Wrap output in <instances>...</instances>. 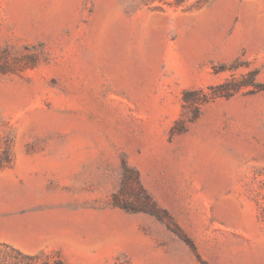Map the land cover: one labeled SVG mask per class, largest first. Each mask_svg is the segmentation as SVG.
Instances as JSON below:
<instances>
[{"label": "rangeland", "instance_id": "obj_1", "mask_svg": "<svg viewBox=\"0 0 264 264\" xmlns=\"http://www.w3.org/2000/svg\"><path fill=\"white\" fill-rule=\"evenodd\" d=\"M262 97L264 0H0V264H264Z\"/></svg>", "mask_w": 264, "mask_h": 264}, {"label": "bare ground", "instance_id": "obj_2", "mask_svg": "<svg viewBox=\"0 0 264 264\" xmlns=\"http://www.w3.org/2000/svg\"><path fill=\"white\" fill-rule=\"evenodd\" d=\"M256 99H260V98H256ZM24 216H28V215H24ZM24 216H19V217H13V218H20V217H24ZM8 219H11V218H8ZM8 219H5V220H1V221H0V223H2V222H4V221H6V220H8Z\"/></svg>", "mask_w": 264, "mask_h": 264}, {"label": "trees", "instance_id": "obj_3", "mask_svg": "<svg viewBox=\"0 0 264 264\" xmlns=\"http://www.w3.org/2000/svg\"><path fill=\"white\" fill-rule=\"evenodd\" d=\"M55 264H63L62 261L58 260L55 262Z\"/></svg>", "mask_w": 264, "mask_h": 264}, {"label": "water", "instance_id": "obj_4", "mask_svg": "<svg viewBox=\"0 0 264 264\" xmlns=\"http://www.w3.org/2000/svg\"><path fill=\"white\" fill-rule=\"evenodd\" d=\"M261 98V97H260ZM262 98H264V97H262ZM1 221V220H0Z\"/></svg>", "mask_w": 264, "mask_h": 264}]
</instances>
